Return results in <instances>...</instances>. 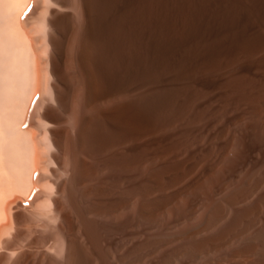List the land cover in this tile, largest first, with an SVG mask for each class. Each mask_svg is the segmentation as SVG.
Wrapping results in <instances>:
<instances>
[{"label": "rangeland", "instance_id": "1", "mask_svg": "<svg viewBox=\"0 0 264 264\" xmlns=\"http://www.w3.org/2000/svg\"><path fill=\"white\" fill-rule=\"evenodd\" d=\"M2 1L1 13H10L8 33L19 24L30 40L28 68L33 69L27 80L31 85L12 106L19 114L22 111V117H16L31 133L25 144L31 145L27 150L32 152L25 153L32 160L19 155V163L29 161L28 168L20 166L22 172L27 168L26 183L22 180L25 192L14 193L17 188L9 184L23 173L17 170V177L10 180L3 175L14 152L26 151V145L21 151L14 136L7 140L4 134L7 142L0 139L1 148H10L12 143L16 147L11 155L12 150L4 148L5 157L0 152V163L4 161L6 167L0 164L4 169H0V264H104L103 252L116 244L120 232L110 217L85 210L88 201L81 192L83 185H74L72 179L74 153L63 152L59 146L66 129L75 140L76 117L82 110L80 89L65 104L69 74L81 76L88 86L93 83L104 107L117 100L129 101L127 120L132 128L154 127L163 106L178 104L193 91L216 96L235 78H264V0H22L18 16L12 0L11 12L4 5L8 1ZM85 46L93 54L90 62L82 57ZM107 114L95 122L96 136L121 129L124 121ZM6 118L11 129L23 128L19 122L14 127ZM154 133L152 138L160 135ZM8 173L9 177L13 174Z\"/></svg>", "mask_w": 264, "mask_h": 264}, {"label": "bare ground", "instance_id": "2", "mask_svg": "<svg viewBox=\"0 0 264 264\" xmlns=\"http://www.w3.org/2000/svg\"><path fill=\"white\" fill-rule=\"evenodd\" d=\"M4 2L9 11L10 6H15L17 13L12 9V14L18 16L22 0ZM0 3L3 5V1ZM1 11L0 106L5 111L0 110L2 117L4 114L3 118L0 115V128L5 132L0 129V139L14 136L13 142L23 151L22 145L31 133L27 134V127L24 125V129L21 124L22 111L19 114L12 106L31 85L27 83L33 69L28 68L30 40L19 24L14 28L15 35L8 33L6 17L10 13ZM13 24L12 20L11 29ZM82 57L87 62L92 60L89 46H85ZM69 82L65 104L80 89L82 110L76 117L75 140L70 139L66 129L60 150L74 153L72 183L83 185L81 192L88 201L84 203L85 210L110 217L121 235L114 246H106L102 253L104 264H264V78H235L216 96L193 91L178 104L163 106L154 127L144 124L141 128H132L128 123L129 101L117 100L104 107L96 98L93 83L86 85L76 74H69ZM107 113L124 121L122 127L96 136L92 128ZM6 117L14 127L21 122L23 130L19 125L17 129L22 131L11 129ZM154 132L160 135L152 138ZM148 135L150 138L143 141ZM130 140L134 142L127 144ZM14 143L10 145L12 149L0 147V152L6 148L12 150L11 155L16 150ZM28 146L31 148L28 143L22 153L16 150L12 162L8 161L12 176L7 169L4 171V161L0 163L8 180L14 178L17 170L23 173L18 180L9 181L17 188L13 190L9 185L10 193L21 192L25 185L22 180L27 177V164L32 160L25 153L30 151ZM21 154L29 160L27 163H19ZM58 160L62 165L63 160ZM23 164L27 166L24 172L20 171Z\"/></svg>", "mask_w": 264, "mask_h": 264}]
</instances>
